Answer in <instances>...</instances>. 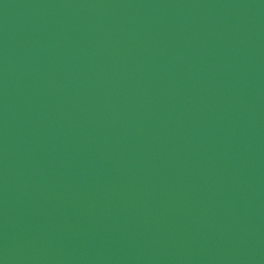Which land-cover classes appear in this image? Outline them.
Segmentation results:
<instances>
[{
  "label": "water",
  "instance_id": "obj_1",
  "mask_svg": "<svg viewBox=\"0 0 264 264\" xmlns=\"http://www.w3.org/2000/svg\"><path fill=\"white\" fill-rule=\"evenodd\" d=\"M0 264H264V0H0Z\"/></svg>",
  "mask_w": 264,
  "mask_h": 264
}]
</instances>
